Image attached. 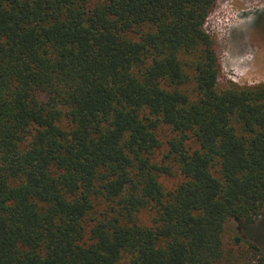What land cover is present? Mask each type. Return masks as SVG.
<instances>
[{"label":"trees","instance_id":"obj_1","mask_svg":"<svg viewBox=\"0 0 264 264\" xmlns=\"http://www.w3.org/2000/svg\"><path fill=\"white\" fill-rule=\"evenodd\" d=\"M217 1L0 0V264H264V83L221 84Z\"/></svg>","mask_w":264,"mask_h":264},{"label":"rangeland","instance_id":"obj_2","mask_svg":"<svg viewBox=\"0 0 264 264\" xmlns=\"http://www.w3.org/2000/svg\"><path fill=\"white\" fill-rule=\"evenodd\" d=\"M205 27L216 40L221 84L264 83V0H218ZM158 135L165 142L172 137V131L163 126ZM179 180V177H162L168 189H173ZM141 219L148 222L150 214L145 212ZM247 233L264 247V217L249 225ZM225 244L227 248L234 247L230 234H226Z\"/></svg>","mask_w":264,"mask_h":264}]
</instances>
